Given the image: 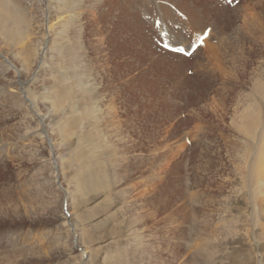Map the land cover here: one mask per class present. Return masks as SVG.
<instances>
[{
  "label": "rangeland",
  "instance_id": "374dc122",
  "mask_svg": "<svg viewBox=\"0 0 264 264\" xmlns=\"http://www.w3.org/2000/svg\"><path fill=\"white\" fill-rule=\"evenodd\" d=\"M5 3L0 264H264V0Z\"/></svg>",
  "mask_w": 264,
  "mask_h": 264
},
{
  "label": "bare ground",
  "instance_id": "6f19581e",
  "mask_svg": "<svg viewBox=\"0 0 264 264\" xmlns=\"http://www.w3.org/2000/svg\"><path fill=\"white\" fill-rule=\"evenodd\" d=\"M8 1V0H7ZM3 4V5H2ZM8 5L5 3V0H0V19L1 20H4L5 22H6V20L7 21H9L8 19L10 18L9 17V15H8V12H7V9H6V7H7ZM0 20V21H1ZM3 22V21H2ZM8 23V22H7ZM1 24V23H0ZM2 25V24H1ZM13 80V79H12ZM20 82V81H19ZM92 168V167H91ZM100 168H101V166H100ZM94 170H95V173H93L94 175V177L92 176L91 178H93V180H90V181H88V180H86L85 179V182H83V183H85V185H88L89 187H90V189H95V188H98V187H103V186H105L107 183V181L105 182L104 181V178H105V176H104V178L102 177L103 175L102 174H98L97 173V171L99 170V167H97V168H94ZM106 170V169H105ZM89 172V171H88ZM92 172V171H91ZM104 172V171H103ZM259 174L260 175H263L264 176V170L262 171V170H260L259 169ZM107 179V178H106ZM88 183V184H87ZM108 185V184H107ZM80 187V186H79ZM109 188V187H108ZM81 189V188H80ZM87 190V189H86ZM83 202V201H82Z\"/></svg>",
  "mask_w": 264,
  "mask_h": 264
},
{
  "label": "snow or ice",
  "instance_id": "6c2138e0",
  "mask_svg": "<svg viewBox=\"0 0 264 264\" xmlns=\"http://www.w3.org/2000/svg\"><path fill=\"white\" fill-rule=\"evenodd\" d=\"M189 23H191L192 31H200L201 32V35L203 36V32L206 31V30L198 29L196 27L195 22L190 21ZM186 38L189 41V45L188 46L191 47L192 45H191V37H190V34L189 35H186V34H183V33H176L175 35H173L171 37V39L173 41V43L171 45L172 49L174 51H184V48L182 47V45L184 44V41H185ZM166 47H169V45H166ZM188 74L189 75H192L191 72H189Z\"/></svg>",
  "mask_w": 264,
  "mask_h": 264
}]
</instances>
